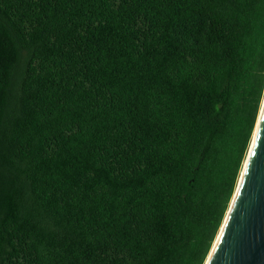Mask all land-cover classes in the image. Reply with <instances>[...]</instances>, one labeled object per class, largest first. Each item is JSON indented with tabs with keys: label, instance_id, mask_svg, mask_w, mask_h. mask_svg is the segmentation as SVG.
Returning a JSON list of instances; mask_svg holds the SVG:
<instances>
[{
	"label": "trees",
	"instance_id": "16d2710c",
	"mask_svg": "<svg viewBox=\"0 0 264 264\" xmlns=\"http://www.w3.org/2000/svg\"><path fill=\"white\" fill-rule=\"evenodd\" d=\"M264 95V0H0V264H204Z\"/></svg>",
	"mask_w": 264,
	"mask_h": 264
},
{
	"label": "water",
	"instance_id": "95a60500",
	"mask_svg": "<svg viewBox=\"0 0 264 264\" xmlns=\"http://www.w3.org/2000/svg\"><path fill=\"white\" fill-rule=\"evenodd\" d=\"M204 264H264V95L244 168Z\"/></svg>",
	"mask_w": 264,
	"mask_h": 264
},
{
	"label": "rangeland",
	"instance_id": "374dc122",
	"mask_svg": "<svg viewBox=\"0 0 264 264\" xmlns=\"http://www.w3.org/2000/svg\"><path fill=\"white\" fill-rule=\"evenodd\" d=\"M243 168V167H242ZM241 171H242V169H241ZM240 174H241V172H240ZM239 178H240V175H239ZM239 178H238V180H239ZM214 243V242H213ZM212 246H213V244H212ZM212 248V247H211ZM210 252V251H209ZM206 261V260H205Z\"/></svg>",
	"mask_w": 264,
	"mask_h": 264
},
{
	"label": "bare ground",
	"instance_id": "6f19581e",
	"mask_svg": "<svg viewBox=\"0 0 264 264\" xmlns=\"http://www.w3.org/2000/svg\"><path fill=\"white\" fill-rule=\"evenodd\" d=\"M244 162H245V161H244ZM243 168H244V164H243ZM243 168H242V169H243ZM241 173H242V171H241ZM240 175H241V174H240Z\"/></svg>",
	"mask_w": 264,
	"mask_h": 264
},
{
	"label": "clouds",
	"instance_id": "9594fccd",
	"mask_svg": "<svg viewBox=\"0 0 264 264\" xmlns=\"http://www.w3.org/2000/svg\"><path fill=\"white\" fill-rule=\"evenodd\" d=\"M237 195H239V193H237ZM234 203H235V201H234Z\"/></svg>",
	"mask_w": 264,
	"mask_h": 264
}]
</instances>
